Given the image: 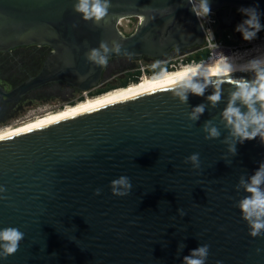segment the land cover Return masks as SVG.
<instances>
[{"label": "water", "instance_id": "water-1", "mask_svg": "<svg viewBox=\"0 0 264 264\" xmlns=\"http://www.w3.org/2000/svg\"><path fill=\"white\" fill-rule=\"evenodd\" d=\"M76 2L0 0V51L53 48L36 76L10 92L0 87L6 101L56 81L88 92L110 61L162 59L205 45L194 0H110L99 23L74 11ZM208 2L217 13L256 8L264 19V0ZM132 16L141 22L125 35L119 20ZM233 16L223 14L221 22L230 26ZM92 49L106 56V65L87 58ZM210 79L203 95L168 83L0 138V228L24 233L0 264H185L205 244V264H264V234L249 235L239 208L250 195L241 180L250 182L264 164V139L241 142L223 116L237 90L232 81H254L256 71L231 73L215 103L208 97L218 78ZM198 105L204 111L194 120ZM236 106L248 111L240 100ZM205 125L219 136L210 137ZM120 176L132 185L126 196L111 192Z\"/></svg>", "mask_w": 264, "mask_h": 264}, {"label": "clouds", "instance_id": "clouds-1", "mask_svg": "<svg viewBox=\"0 0 264 264\" xmlns=\"http://www.w3.org/2000/svg\"><path fill=\"white\" fill-rule=\"evenodd\" d=\"M111 7L110 0H77L74 4V11L80 13L85 21L93 20L99 23L108 15V10ZM247 18L236 27V31L241 32L243 39L252 40L261 30L262 25L259 22V14L256 8L240 9ZM193 12L197 17L208 16L211 14V7L208 0H200L198 9L193 8ZM216 47V45H212ZM100 48L105 52L108 51L107 46L101 43ZM118 50V49H117ZM87 58L99 65H106L107 58L101 55L98 49H92ZM251 69L256 71V79L248 81L240 79L232 81L236 85V91L232 93L231 99L223 112V116L227 123L232 126L233 135L240 137L241 142L244 140L255 139L257 135L264 139V60L250 61ZM200 65L196 64L189 66L185 71L177 74L176 79L171 81L173 87L182 85L186 90L191 91L195 95H203L207 84L212 82L211 77H217L214 86L216 91L211 94L208 99L213 103L218 102L221 98L219 91V84L223 83L225 79L230 77L233 71L232 65L228 62V58L221 56L214 66H212L207 76L209 79L205 83L196 81L199 74ZM182 101L187 100V95H181ZM247 106L248 111L241 112L240 108L236 106V101ZM259 103L260 110H257L255 105ZM204 111V105H198L193 109L191 114L192 119H198L199 115ZM205 131L209 132L210 137L219 136L216 128H208L205 125ZM235 151L234 147L230 148ZM193 162L197 161L196 154L189 157ZM245 190L250 195L244 197L240 203L239 208L242 213V218L248 223L250 228L249 235L257 237L264 234V190L260 185L264 184V164L255 172L250 178V182L241 180ZM111 192L114 196H126L132 185L128 177L120 176L110 183ZM123 189V190H122ZM2 190V189H0ZM96 195L100 194L97 189ZM24 238V233L16 227L0 228V257L6 258L14 254L18 248L20 241ZM209 254V246L202 245L192 251L191 256L185 257V264H205ZM219 264V262H217Z\"/></svg>", "mask_w": 264, "mask_h": 264}, {"label": "flooded vegetation", "instance_id": "flooded-vegetation-1", "mask_svg": "<svg viewBox=\"0 0 264 264\" xmlns=\"http://www.w3.org/2000/svg\"><path fill=\"white\" fill-rule=\"evenodd\" d=\"M223 14H227L230 16L234 15L232 24L236 26L241 24L243 20L247 18L246 16L238 12L224 13L223 11V13H217L219 22H221V15ZM132 17L140 18V16ZM140 22L141 18L139 23ZM120 31H122V29H120ZM218 32H220L219 28ZM123 33L125 35H129L133 32ZM204 48L205 47H201L198 50L187 49L185 51L173 50L165 58L162 59L154 58L151 56H143L142 58L146 57L149 59L150 57L163 62L161 64H158L157 67L153 68L154 71H158L162 67L176 68L181 63L178 59H184L185 56H189L192 53L194 54L202 51L204 50ZM52 51L53 48L50 45H47V43L20 45L13 47L7 51H0V87L6 92H10L15 88V86L17 87L27 79L36 76L42 69L47 56ZM135 60L140 59L120 58V60L115 59L113 61H110L106 69L104 70V75L102 76V80L100 81L99 85L90 91L88 90L86 94L83 91L74 89L71 84L64 81L50 82L42 85L41 87L33 88L24 93L20 98L16 100L6 101L8 99V96L6 94L0 93V130L9 127L8 124L10 123L20 124L26 122L27 120L36 118L35 116L38 115H35L34 112L37 109L41 108V104L50 102V104H48L49 107H55L61 104L62 106H64L66 105L65 103H73L84 99L86 95L89 96L90 94L93 96L95 94L106 91L109 88L108 83L105 82L107 75H111V73L118 68L130 66ZM173 61H177V63H173ZM132 75L135 78H139V74L136 73V71L134 72V74L132 73ZM20 117L23 118L20 119Z\"/></svg>", "mask_w": 264, "mask_h": 264}, {"label": "bare ground", "instance_id": "bare-ground-1", "mask_svg": "<svg viewBox=\"0 0 264 264\" xmlns=\"http://www.w3.org/2000/svg\"><path fill=\"white\" fill-rule=\"evenodd\" d=\"M250 56L248 57L246 53H229L227 55L228 62L232 65L233 71L231 73H239L251 68L250 61L252 60H264V46L259 51H252ZM247 56V57H246ZM220 58V56H215L212 59H206L199 63L187 64L181 67L176 68L174 71L163 72V74H158L153 77H144L139 82L130 84L126 87L118 88L116 90L104 93L100 96L96 97H86L85 100L80 101L74 105H68L62 109H59L54 112H49L45 115L38 116L33 120L27 121L25 123L19 124L14 127H9L6 129L0 130V138L13 135L24 130H29L32 128H36L38 126H44V124L54 122L56 120H60L62 118L71 116L73 114L82 112L84 110L93 108L95 106H99L114 100L125 98L128 96H132L138 94L140 92L148 91L150 89H154L160 86H164L171 81L176 79L178 73L185 71L189 66H193L196 64L200 65L199 74L197 77L206 76L209 69L214 66L216 61ZM87 93V92H86Z\"/></svg>", "mask_w": 264, "mask_h": 264}, {"label": "rangeland", "instance_id": "rangeland-1", "mask_svg": "<svg viewBox=\"0 0 264 264\" xmlns=\"http://www.w3.org/2000/svg\"><path fill=\"white\" fill-rule=\"evenodd\" d=\"M139 21H140V18H138V17H127L122 21L123 23H122V25H120V29H122L123 32H125V33L134 32ZM259 22L262 25V28L257 33L256 37L252 40L243 39L242 33L236 31V27H237L236 25L232 24L230 26H227V25H224L222 22H219L218 28H220V32L218 33V35H219L218 39L221 42H223L224 44L231 46L233 50L238 51L239 53L245 52L246 49H248L251 53L252 47H255L258 45L264 46V19L259 18ZM206 59H209L208 56L206 58H203V59H196V53H194V54L192 53L189 56H185L184 59H181V58L178 59L181 63L177 67H181V66H184L187 64L199 63V62L204 61ZM174 62L177 63V61H173V63ZM161 63H163V62H161L157 59H153L150 57L148 59V58L144 57L140 60L133 61V63L130 66H126V67H122V68H118V69L114 70L111 73V75H107L105 82L108 83L109 88L102 93L104 94L105 92L107 93V92L116 90L118 88L126 87L130 84L137 83V81L139 82L142 77L143 78L144 77H153L154 75L159 74V73L163 74V72H165V70H174L177 68V67L176 68L175 67H173V68L162 67L160 70L154 71L153 68L157 67L158 64H161ZM135 71H136V73L140 72L139 78H137V80L132 75V73L134 74ZM166 72H168V71H166ZM124 81H128V82L123 84L122 82H124ZM102 93H98V94H95L93 96L90 94H89V96L86 95L84 99H81V100L73 102V103H65L66 105H64V106H62V104H61L59 106L49 107L48 104H50V102H47V103L41 104L40 105L41 108L37 109L34 113H35V115L42 116V115H45L49 112H54V111H57L59 109H62L68 105H74L76 103H79L80 101L85 100L87 96L93 98V97L102 95ZM38 116H35V117H38ZM22 118L20 117V119H22ZM33 119H35V118H33ZM33 119H30V120H33ZM30 120H27V121H30ZM23 123H25V122H23ZM12 124L11 123L8 124L9 127H14V126L19 125V124H15V123H12ZM20 124H22V123H20ZM9 127H6V128H9ZM6 128H3V129H6Z\"/></svg>", "mask_w": 264, "mask_h": 264}, {"label": "built area", "instance_id": "built-area-1", "mask_svg": "<svg viewBox=\"0 0 264 264\" xmlns=\"http://www.w3.org/2000/svg\"><path fill=\"white\" fill-rule=\"evenodd\" d=\"M200 1L194 0V5L195 8L198 9ZM141 18V17H140ZM201 21V24L204 28L205 35H206V41L204 47L209 49V59H212L215 56H224L227 57L229 53H235L238 51H235L232 49L231 46L224 44L218 39V25H219V19L217 16L216 11L211 10V14L208 16H201L198 17ZM125 18H121L119 20V27L122 25V21ZM123 31V30H122ZM212 45H216V47H213ZM263 46H255L251 48V53L252 51L255 50L256 52L259 51ZM250 51L248 49L245 50L244 53L249 57L250 56ZM246 56V57H247ZM86 93V92H85Z\"/></svg>", "mask_w": 264, "mask_h": 264}, {"label": "trees", "instance_id": "trees-1", "mask_svg": "<svg viewBox=\"0 0 264 264\" xmlns=\"http://www.w3.org/2000/svg\"><path fill=\"white\" fill-rule=\"evenodd\" d=\"M207 56H209V49L207 48H204V50L202 51H199L196 53V59H203V58H206ZM138 74L140 72H137ZM138 77H136L135 79L137 80ZM128 81H124L122 82L123 84L127 83Z\"/></svg>", "mask_w": 264, "mask_h": 264}]
</instances>
